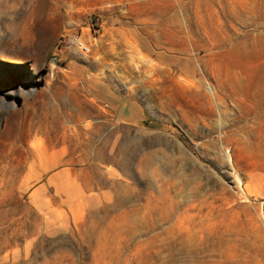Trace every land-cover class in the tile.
Masks as SVG:
<instances>
[{
  "label": "rangeland",
  "instance_id": "rangeland-1",
  "mask_svg": "<svg viewBox=\"0 0 264 264\" xmlns=\"http://www.w3.org/2000/svg\"><path fill=\"white\" fill-rule=\"evenodd\" d=\"M0 264H264V0H0Z\"/></svg>",
  "mask_w": 264,
  "mask_h": 264
},
{
  "label": "water",
  "instance_id": "water-1",
  "mask_svg": "<svg viewBox=\"0 0 264 264\" xmlns=\"http://www.w3.org/2000/svg\"><path fill=\"white\" fill-rule=\"evenodd\" d=\"M139 112L140 110L134 103L128 98H124L118 107L116 118L121 121H134Z\"/></svg>",
  "mask_w": 264,
  "mask_h": 264
},
{
  "label": "built area",
  "instance_id": "built-area-1",
  "mask_svg": "<svg viewBox=\"0 0 264 264\" xmlns=\"http://www.w3.org/2000/svg\"><path fill=\"white\" fill-rule=\"evenodd\" d=\"M62 42L65 47L67 45L76 47L82 53H85L88 50L87 45L82 42V40L79 38V35L76 33L70 34L66 38H63Z\"/></svg>",
  "mask_w": 264,
  "mask_h": 264
},
{
  "label": "bare ground",
  "instance_id": "bare-ground-1",
  "mask_svg": "<svg viewBox=\"0 0 264 264\" xmlns=\"http://www.w3.org/2000/svg\"><path fill=\"white\" fill-rule=\"evenodd\" d=\"M76 48V47H75Z\"/></svg>",
  "mask_w": 264,
  "mask_h": 264
}]
</instances>
